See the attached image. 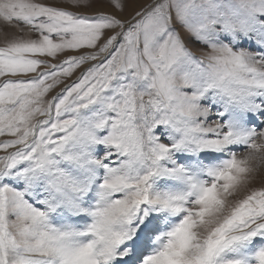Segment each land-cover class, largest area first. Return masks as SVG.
<instances>
[{"label":"snow or ice","instance_id":"snow-or-ice-1","mask_svg":"<svg viewBox=\"0 0 264 264\" xmlns=\"http://www.w3.org/2000/svg\"><path fill=\"white\" fill-rule=\"evenodd\" d=\"M67 3L0 0V264H264V0Z\"/></svg>","mask_w":264,"mask_h":264},{"label":"rangeland","instance_id":"rangeland-1","mask_svg":"<svg viewBox=\"0 0 264 264\" xmlns=\"http://www.w3.org/2000/svg\"><path fill=\"white\" fill-rule=\"evenodd\" d=\"M46 2H51V0H46ZM57 3L61 4L62 6L70 7V5L67 3V0H56ZM150 0H127L128 7L126 8L124 13H119L117 10L111 7L108 0H102V3H96L93 5V7L90 8H72L73 11H79L86 14H93L96 11H105L109 13H115L118 16H123L127 18V16L134 10L138 9L140 6H143L146 3H149ZM4 24L2 21H0V26ZM6 27V25H5ZM5 30L12 32L13 29L10 30V28H6ZM2 42V41H0ZM59 89H57L58 91ZM5 137H0V139H4ZM259 142V141H258ZM249 150L244 148L240 149L237 152L238 158H244ZM0 155H3V152H0ZM251 167L255 170L254 181L249 185V189L253 188H259L261 186H264V153H258L256 158L249 161ZM258 178V179H257ZM257 179V180H256Z\"/></svg>","mask_w":264,"mask_h":264},{"label":"bare ground","instance_id":"bare-ground-1","mask_svg":"<svg viewBox=\"0 0 264 264\" xmlns=\"http://www.w3.org/2000/svg\"><path fill=\"white\" fill-rule=\"evenodd\" d=\"M7 27H5V24H2L1 26H0V32H3V31H7V30H5ZM10 30H12V29H10ZM0 41H2V36H0ZM258 179V178H257ZM256 179V180H257ZM258 188V187H257Z\"/></svg>","mask_w":264,"mask_h":264}]
</instances>
